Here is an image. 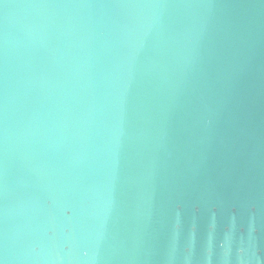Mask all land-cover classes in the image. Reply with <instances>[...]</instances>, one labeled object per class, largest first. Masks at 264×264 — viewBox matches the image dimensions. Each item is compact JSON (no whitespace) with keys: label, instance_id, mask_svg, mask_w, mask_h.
<instances>
[{"label":"water","instance_id":"95a60500","mask_svg":"<svg viewBox=\"0 0 264 264\" xmlns=\"http://www.w3.org/2000/svg\"><path fill=\"white\" fill-rule=\"evenodd\" d=\"M0 264H264V0H0Z\"/></svg>","mask_w":264,"mask_h":264}]
</instances>
